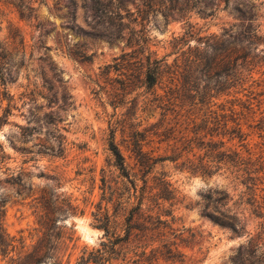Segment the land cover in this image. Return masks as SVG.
<instances>
[{"label": "rangeland", "instance_id": "obj_1", "mask_svg": "<svg viewBox=\"0 0 264 264\" xmlns=\"http://www.w3.org/2000/svg\"><path fill=\"white\" fill-rule=\"evenodd\" d=\"M225 30L251 62L233 86L224 85ZM2 79L0 209L24 251L62 229L72 237L64 264H76L105 239L102 211L117 234L132 225L112 264H264L262 197L258 214L224 169L192 174L182 159L147 167L174 154L161 141L169 97L198 122L235 101L248 147L264 152V0H0ZM19 252H0V264Z\"/></svg>", "mask_w": 264, "mask_h": 264}, {"label": "trees", "instance_id": "obj_2", "mask_svg": "<svg viewBox=\"0 0 264 264\" xmlns=\"http://www.w3.org/2000/svg\"><path fill=\"white\" fill-rule=\"evenodd\" d=\"M250 37H256V34H252ZM239 42L231 32L224 31V85L233 86L244 81L245 79H239L242 78L243 71L251 65L245 49L237 48L241 44ZM160 62L161 60L158 59L154 64L148 62L150 64L147 67L144 80L148 88H153L158 83ZM6 85L5 79L0 80V96L9 94ZM227 103L222 105V113L209 109V113L204 114L203 119L198 122L196 118H191L184 113L185 103L183 100L177 102L171 97L167 98L163 104V114L164 117L170 114V117H168L167 124H165L167 117L161 123V126L166 125L161 133L163 136L161 141L166 142V150L170 149L174 154L160 156L154 159L153 163L149 162L147 167H152L158 161L182 159V169H186L192 174L200 172L203 175H213L224 169L238 184L244 187V190L241 191L244 202L252 205L258 214H262L263 207L259 203L258 197L264 199V152L255 153L248 147V134L243 128V120L246 115L234 107L235 101ZM186 112L190 113L189 110ZM4 122V119L1 118L0 126ZM249 126L251 127V125ZM111 150L115 156V165L120 169L122 175L128 178L131 187L137 189L135 180L131 178L125 165L124 156L114 140L111 141ZM139 152L141 155L144 154L142 150ZM140 206L141 204L138 207ZM70 208L68 206L65 209L63 207L56 209L66 212ZM50 210L47 218L54 224L57 221L56 215H54L55 209ZM3 216L4 211L0 209V252L4 257H8L16 248L20 250L17 256L9 257L6 264H42L43 262L64 264L66 256L71 258L72 253H68L70 247L67 240L71 242L72 237H64L65 232L62 229L56 233H44L45 236L40 237L31 246L30 251H24L26 246L24 241L20 242L21 245H17V239L7 233L3 224ZM94 216L98 222L95 226L103 229L105 239L100 242L99 248L90 250L85 247L77 258L76 264H112L113 260L119 256L117 245L130 238L132 226L130 223H127V227L121 235L112 231L110 215L99 211ZM127 219L129 221L131 217ZM142 255H146V252H143Z\"/></svg>", "mask_w": 264, "mask_h": 264}]
</instances>
